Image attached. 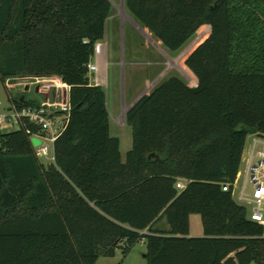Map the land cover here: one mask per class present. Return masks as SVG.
<instances>
[{
	"label": "trees",
	"instance_id": "1",
	"mask_svg": "<svg viewBox=\"0 0 264 264\" xmlns=\"http://www.w3.org/2000/svg\"><path fill=\"white\" fill-rule=\"evenodd\" d=\"M111 6L0 0L2 82L56 76L71 104L52 162L35 154L34 124L0 125V264H96L142 240L147 264L264 261V226L233 198L246 138L264 135V0H125L168 50L199 36L179 61L196 85L171 76L127 109L125 160L88 68ZM191 214L201 236L189 235Z\"/></svg>",
	"mask_w": 264,
	"mask_h": 264
},
{
	"label": "rangeland",
	"instance_id": "2",
	"mask_svg": "<svg viewBox=\"0 0 264 264\" xmlns=\"http://www.w3.org/2000/svg\"><path fill=\"white\" fill-rule=\"evenodd\" d=\"M110 1L112 6L110 16L107 18L106 32L103 41L104 43L107 42L109 45L111 59L120 61L123 58L121 57V52H125V60L135 59L139 62H160L158 65L146 64L127 67L118 64L112 65L109 69V77L105 90L107 104L112 113L110 133L120 139L121 155L122 158L125 159L127 151L131 148L132 136L131 127L123 122V115L120 116L123 107L128 106L137 95L148 89L149 85H151L157 77H159V80L156 85L171 76L189 80V76L180 66L179 59L181 55L179 54L195 40L196 35L190 38L176 52L168 50L159 43H156L157 41H155L152 36L148 34L144 35L139 27H137H141V25L124 8L125 0ZM135 24H137V26ZM175 56L178 57L174 58ZM29 81H31L29 78H13L10 79L9 82L12 85L7 87L0 79V115L7 113L10 103H13V99H17L24 95L26 99L39 101L44 97L43 94L36 92L35 84ZM49 84H51V81L48 80L43 83L45 86ZM25 86H28V88L26 89ZM154 87H152L150 91H152ZM15 127V124L9 123L6 120L1 124V128L4 132L15 129ZM30 140L33 146H37L40 142L39 138L35 136H31ZM251 144L252 135H248L244 147L246 152L250 149ZM255 148L264 152V140L256 144ZM41 161L48 163V160ZM253 163L257 164L258 159L254 158ZM245 168V162H242L240 165V174L233 187V198L237 203L248 207L246 198L251 195L254 182L250 175L246 176ZM181 181L184 183V180ZM202 234L203 230L200 215H191L190 235L200 236ZM145 252L146 244L138 241L127 254L124 255L121 249H117L114 256H102L98 259L96 264H147L144 256Z\"/></svg>",
	"mask_w": 264,
	"mask_h": 264
},
{
	"label": "built area",
	"instance_id": "3",
	"mask_svg": "<svg viewBox=\"0 0 264 264\" xmlns=\"http://www.w3.org/2000/svg\"><path fill=\"white\" fill-rule=\"evenodd\" d=\"M100 49L99 42L94 45V53ZM89 71L94 69V65L88 64ZM29 78L36 92L44 95L42 99L36 101V104L25 105L21 101L22 107L19 108L15 102L10 103L7 113L0 115V125L6 120L16 125L15 129L25 127L26 121L36 126L35 130L26 127V132L31 136L39 138L40 142L34 147L35 154L40 160L54 161V142L65 129L70 113L71 104L69 101L70 86L56 76L43 77H17ZM10 79L5 81L7 87H10ZM51 81V84L45 86V81ZM33 100V99H32ZM1 103V102H0ZM250 177L254 182L251 195L247 200L248 218L264 226V152H260L258 163L249 168ZM184 183L180 180L176 183L177 188H182ZM228 184L223 186V190H228Z\"/></svg>",
	"mask_w": 264,
	"mask_h": 264
},
{
	"label": "crops",
	"instance_id": "4",
	"mask_svg": "<svg viewBox=\"0 0 264 264\" xmlns=\"http://www.w3.org/2000/svg\"><path fill=\"white\" fill-rule=\"evenodd\" d=\"M124 8L126 9V6L124 5ZM127 10V9H126ZM128 11V10H127ZM129 13V12H128ZM130 14V13H129ZM131 15V14H130ZM109 16H110V14H109ZM108 16V17H109ZM132 16V15H131ZM138 22V21H137ZM106 24H107V20H106ZM140 24V23H139ZM136 26H137V24H135ZM141 25V24H140ZM137 27H139V29L144 33V35H146V34H148V35H150V36H152L149 32H147L145 29H144V27L141 25V27L140 26H137ZM105 32H106V27H105ZM104 36H105V34H104ZM153 37V36H152ZM154 38V37H153ZM155 39V38H154ZM104 37H103V39H101L100 41H98L99 42V44H100V49H99V51L98 52H96V53H94V56H93V58H92V61H91V63L94 65V69L93 70H90V76H91V82L92 83H94V84H98V85H101L103 88H104V90H105V86H106V84H107V80H108V77H109V69H110V67L112 66V65H118V64H120V65H123L124 67L126 66H137V65H151V64H155V65H158V64H160V62H143V61H137V60H135V59H129V60H125L126 59V55L124 54L125 52H121V57H123L120 61L119 60H117V59H115V60H113V59H111V55H110V49H109V45H108V43L106 42V43H104ZM155 41H156V39H155ZM193 42V41H192ZM191 42V43H192ZM156 43H158V42H156ZM191 43H190V45L182 52V53H180L179 55H181V57H182V55L189 49V47L191 46ZM176 52V51H175ZM123 53V54H122ZM176 57H178V56H175L174 58H176ZM173 58V59H174ZM172 60V59H171ZM180 60V59H179ZM162 64V63H161ZM123 67V68H124ZM186 73V72H185ZM187 74V73H186ZM188 75V74H187ZM189 76V75H188ZM158 80H159V77H157L152 83H151V85H149V87H148V89H146L145 91H143V92H141L139 95H137L130 103H129V105L128 106H125V107H123V109H122V112H121V114H120V116L121 115H123V117H124V121L123 122H125L126 123V121H125V114H126V111H127V109L141 96V95H143V94H145V93H148L150 90H151V88L152 87H154L156 84H157V82H158ZM186 80V79H185ZM186 81H188L190 84H192V85H196V82L192 79V77H190L189 76V80H186ZM157 86V85H156ZM155 86V87H156ZM27 86H25V88H26ZM154 87V88H155ZM105 92H106V90H105ZM106 103H107V97H106ZM107 108H108V111H109V114H110V123H111V121H112V113L110 112V110H109V107H108V104H107ZM121 118V117H120ZM250 135H252V144H251V147H250V149L249 150H247V152L245 151V148H244V150H243V153H242V159H241V163L242 162H245V165H246V168H245V173H246V176L247 175H250V173H249V168L252 166V165H255L254 163H253V160H254V158H257L258 160H259V158H260V152L262 151V150H260V149H256L255 147H256V144H258V143H260L262 140H264V135H259V134H250ZM115 136V135H114ZM119 139V138H118ZM121 143H120V139H119V147H120V153H121V145H120ZM131 145H132V143H131ZM121 158H122V155H121ZM122 160H125V159H123L122 158ZM241 165V164H240ZM240 174V169H239V172H238V175ZM238 175H237V177H238ZM237 179V178H236ZM236 182V181H235ZM234 186H235V184H234ZM191 215H193V214H191ZM190 215V216H191ZM155 227H159V228H161V229H167L168 228V226H167V224H166V222H165V220L164 219H162L161 221H159L157 224H156V226ZM189 235H190V217H189ZM190 236H194V235H190ZM201 236V235H200ZM141 242H143L144 244H145V242L142 240ZM98 261V260H97ZM97 263V262H96Z\"/></svg>",
	"mask_w": 264,
	"mask_h": 264
},
{
	"label": "water",
	"instance_id": "5",
	"mask_svg": "<svg viewBox=\"0 0 264 264\" xmlns=\"http://www.w3.org/2000/svg\"><path fill=\"white\" fill-rule=\"evenodd\" d=\"M198 37H199V36H197V37L195 38V40H193V42L191 43V45H192V44L198 39ZM190 47H191V46H190ZM190 47H189V48H190ZM27 88H28V86L26 87V89H27ZM26 89H25V90H26ZM36 90H37V88H36ZM23 99H24V96H21V97H20V100L22 101ZM261 135H262V134H261ZM258 264H264V261H260Z\"/></svg>",
	"mask_w": 264,
	"mask_h": 264
}]
</instances>
